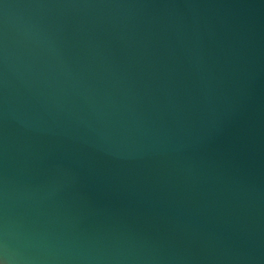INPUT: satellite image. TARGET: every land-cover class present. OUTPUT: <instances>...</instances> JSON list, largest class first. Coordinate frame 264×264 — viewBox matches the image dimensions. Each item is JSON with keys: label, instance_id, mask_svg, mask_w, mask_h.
Masks as SVG:
<instances>
[{"label": "water", "instance_id": "95a60500", "mask_svg": "<svg viewBox=\"0 0 264 264\" xmlns=\"http://www.w3.org/2000/svg\"><path fill=\"white\" fill-rule=\"evenodd\" d=\"M0 264H264V0H0Z\"/></svg>", "mask_w": 264, "mask_h": 264}]
</instances>
